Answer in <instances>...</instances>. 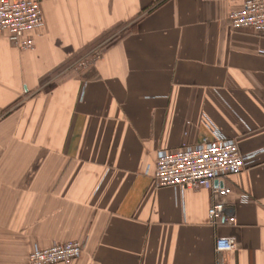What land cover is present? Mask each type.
<instances>
[{
	"label": "crops",
	"instance_id": "0c3cea01",
	"mask_svg": "<svg viewBox=\"0 0 264 264\" xmlns=\"http://www.w3.org/2000/svg\"><path fill=\"white\" fill-rule=\"evenodd\" d=\"M39 1L32 48L0 34V264L71 240V264H264V36L230 28L242 0ZM204 138L242 155L213 182L235 223L210 222L211 189L154 183Z\"/></svg>",
	"mask_w": 264,
	"mask_h": 264
},
{
	"label": "built area",
	"instance_id": "2783aa9c",
	"mask_svg": "<svg viewBox=\"0 0 264 264\" xmlns=\"http://www.w3.org/2000/svg\"><path fill=\"white\" fill-rule=\"evenodd\" d=\"M229 26L233 30L249 29L264 36V0H242L238 9L228 14ZM45 22L39 0H1L0 34L8 33L9 40L20 48H32V39H23L26 31H39ZM105 49L99 44L85 55L76 57L68 64L79 68L98 60ZM244 168V161L238 145L232 140H212L204 138L198 147L182 145L179 149L161 154L154 170V183L157 187L178 186L182 189H211L212 201L208 209L211 223L222 217L235 223L233 216L223 215V197L229 193L225 187H214L218 176L237 174ZM237 242L233 237H217L215 251H233ZM82 251V242L71 240L41 249L36 244L27 255L28 264H71Z\"/></svg>",
	"mask_w": 264,
	"mask_h": 264
},
{
	"label": "trees",
	"instance_id": "16d2710c",
	"mask_svg": "<svg viewBox=\"0 0 264 264\" xmlns=\"http://www.w3.org/2000/svg\"><path fill=\"white\" fill-rule=\"evenodd\" d=\"M116 40H117V39H116ZM114 41H115V39H114V40L112 39V40H110L109 42H107V43L105 44V49H106L110 44H112ZM64 75H65V74L59 76V77L57 78V80H59V79L61 80V79L64 77ZM9 108H10V107H9ZM6 110H8V108L5 109V111H6Z\"/></svg>",
	"mask_w": 264,
	"mask_h": 264
}]
</instances>
